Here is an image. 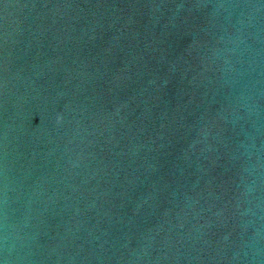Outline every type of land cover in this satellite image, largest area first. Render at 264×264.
Segmentation results:
<instances>
[{
  "label": "water",
  "instance_id": "obj_1",
  "mask_svg": "<svg viewBox=\"0 0 264 264\" xmlns=\"http://www.w3.org/2000/svg\"><path fill=\"white\" fill-rule=\"evenodd\" d=\"M0 264H264V0H0Z\"/></svg>",
  "mask_w": 264,
  "mask_h": 264
}]
</instances>
